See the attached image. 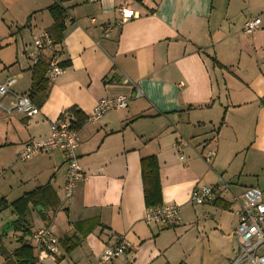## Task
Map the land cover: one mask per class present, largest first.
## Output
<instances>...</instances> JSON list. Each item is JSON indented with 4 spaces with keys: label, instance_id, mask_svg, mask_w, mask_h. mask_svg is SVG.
<instances>
[{
    "label": "crops",
    "instance_id": "1",
    "mask_svg": "<svg viewBox=\"0 0 264 264\" xmlns=\"http://www.w3.org/2000/svg\"><path fill=\"white\" fill-rule=\"evenodd\" d=\"M55 1L0 0L5 107L30 89L31 39L48 33ZM63 7L71 20L53 55L69 64L52 83L45 74L47 96L36 115L0 109V176L26 187L23 194L49 184L59 200L55 212L30 208L31 233L47 227L70 239L59 244V259L41 264H93L119 238L130 249L109 264H180V224L204 211L190 200L195 188L221 178L238 195L258 189L264 201V0H69ZM122 11L133 16L122 21ZM253 17L260 26L245 35ZM133 84L142 96L78 131L84 179L72 199L63 201L60 150L18 160L25 144L49 137L52 122H73L71 109L86 117L100 99L133 95ZM208 151L214 156L205 162ZM150 156L158 163L161 204L179 208L169 227L143 222L140 161ZM216 202L234 207L226 197L210 207L224 209ZM3 247L11 252L18 244Z\"/></svg>",
    "mask_w": 264,
    "mask_h": 264
},
{
    "label": "built area",
    "instance_id": "2",
    "mask_svg": "<svg viewBox=\"0 0 264 264\" xmlns=\"http://www.w3.org/2000/svg\"><path fill=\"white\" fill-rule=\"evenodd\" d=\"M95 1V0H92ZM132 12L122 11V21L130 19ZM71 20L66 17L65 24ZM260 19L253 17L247 19L243 26V33L251 35L258 30ZM33 50L28 54L31 66L37 63L43 53H53V42L48 33L40 32L32 36ZM63 73V68L58 65L55 56H50L46 76L50 83L54 82ZM129 82V80H127ZM135 92L130 97L118 95L103 98L97 101L92 111L86 116V122L99 120L106 112L124 110L132 99L142 96L141 90L133 84ZM8 92L6 84L0 85V99ZM0 109L6 113H17L27 117L37 114L38 109L25 95H18L9 107L0 104ZM50 135L46 139L30 141L17 153L18 160L24 162L40 153L60 150L66 163V172L63 184V201L72 199L75 195L77 183L84 179V174L79 164L77 155L78 131L74 130L72 120L67 117L57 119L50 124ZM174 147L180 151L181 146ZM214 152L208 151L203 159L209 162ZM180 159H183L180 156ZM228 199L234 205L233 214L236 219L235 239L238 244V255L231 264H264V202L261 192L256 188H248L241 195L233 191L231 186L221 178L215 184L203 185L195 188L190 196L192 203L198 206H210L218 199ZM179 220V208L176 205L161 204L147 208L143 222L148 227H169ZM30 244L34 250L35 263L41 264L45 259L56 261L61 252L58 247V238L44 227L36 229L30 237ZM130 249L128 242L119 238L108 245L101 252L93 264H109L111 261L122 257Z\"/></svg>",
    "mask_w": 264,
    "mask_h": 264
},
{
    "label": "trees",
    "instance_id": "3",
    "mask_svg": "<svg viewBox=\"0 0 264 264\" xmlns=\"http://www.w3.org/2000/svg\"><path fill=\"white\" fill-rule=\"evenodd\" d=\"M69 0H56L48 9V13L52 18V25L48 29L53 46H60L63 41V33L65 30V18L68 16L63 3ZM52 53L51 56H54ZM49 60L40 57L31 67V84L27 96L36 108L40 109L47 96L48 84L45 74ZM69 62L58 63L63 68L68 66ZM70 113L74 117L72 122L73 128L79 131L85 123L86 117L75 109H71ZM141 181L143 188V197L146 208L161 205L160 184L158 176V163L154 156L146 157L140 161ZM222 208H228L227 204L215 203ZM0 206L3 209L10 208L16 216L12 223L13 230L17 234L16 243L18 247L11 252L0 246V256L4 259L5 264H34V250L30 244L31 224L29 220L30 208L35 210L37 206L45 209H51L55 212L60 203L49 184L38 187L28 193L21 195L13 202L7 204L4 199L0 200ZM69 238L58 239V244L65 245L69 243Z\"/></svg>",
    "mask_w": 264,
    "mask_h": 264
},
{
    "label": "rangeland",
    "instance_id": "4",
    "mask_svg": "<svg viewBox=\"0 0 264 264\" xmlns=\"http://www.w3.org/2000/svg\"><path fill=\"white\" fill-rule=\"evenodd\" d=\"M2 35L0 28V36ZM12 182L9 175H5L4 179L0 176V200L5 199L10 203L26 192V187L21 184L12 186ZM195 207L204 211L198 212L197 216L194 215L191 223L180 224V235H182L180 264H231L238 255V244L234 234L236 225L234 207L229 209ZM205 213L209 214L207 220L203 219ZM14 218L10 208L3 209L0 206V246L12 248L17 245L15 242L17 234L12 225ZM0 264H5L1 256Z\"/></svg>",
    "mask_w": 264,
    "mask_h": 264
},
{
    "label": "water",
    "instance_id": "5",
    "mask_svg": "<svg viewBox=\"0 0 264 264\" xmlns=\"http://www.w3.org/2000/svg\"><path fill=\"white\" fill-rule=\"evenodd\" d=\"M36 211H37V212H40V211H41V207L38 206V207L36 208ZM41 218H42L43 220L46 218V217L43 215V213L41 214Z\"/></svg>",
    "mask_w": 264,
    "mask_h": 264
}]
</instances>
